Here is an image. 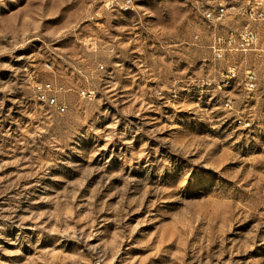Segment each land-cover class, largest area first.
Returning <instances> with one entry per match:
<instances>
[{
  "label": "rangeland",
  "instance_id": "obj_1",
  "mask_svg": "<svg viewBox=\"0 0 264 264\" xmlns=\"http://www.w3.org/2000/svg\"><path fill=\"white\" fill-rule=\"evenodd\" d=\"M124 2L0 0V264H264V52L212 55L221 0Z\"/></svg>",
  "mask_w": 264,
  "mask_h": 264
},
{
  "label": "built area",
  "instance_id": "obj_2",
  "mask_svg": "<svg viewBox=\"0 0 264 264\" xmlns=\"http://www.w3.org/2000/svg\"><path fill=\"white\" fill-rule=\"evenodd\" d=\"M217 2V0H213ZM132 0H125L122 8H131ZM203 16L213 27L212 55L222 58V55L234 53L264 52L261 43L264 42V0H221L214 8L204 10ZM233 20L238 27L226 35L217 33V27L226 20ZM237 79L235 69H231L223 80V86L228 87ZM257 85V76L249 71L246 73L244 87L250 95ZM37 100L59 113L66 112V105L59 101L50 83L37 84L35 87ZM227 108L231 109V101H227ZM241 119V118H239ZM241 125L250 124L241 119Z\"/></svg>",
  "mask_w": 264,
  "mask_h": 264
}]
</instances>
